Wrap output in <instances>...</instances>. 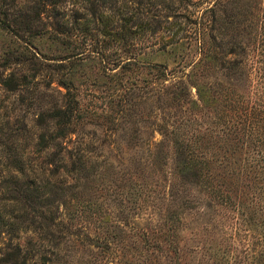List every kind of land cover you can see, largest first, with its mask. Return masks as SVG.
<instances>
[{
	"label": "trees",
	"instance_id": "1",
	"mask_svg": "<svg viewBox=\"0 0 264 264\" xmlns=\"http://www.w3.org/2000/svg\"><path fill=\"white\" fill-rule=\"evenodd\" d=\"M191 1L0 0V264H264V0Z\"/></svg>",
	"mask_w": 264,
	"mask_h": 264
},
{
	"label": "rangeland",
	"instance_id": "2",
	"mask_svg": "<svg viewBox=\"0 0 264 264\" xmlns=\"http://www.w3.org/2000/svg\"><path fill=\"white\" fill-rule=\"evenodd\" d=\"M206 5H207V1L206 0H192L191 2H189L188 4H186L185 6H181V11H180V13L178 12L179 13L178 14L179 20H182L183 23H185V21H186V19H185L186 18V15L192 18V15L193 14H197L200 11L202 12L203 8H205ZM188 25H190V24H186V27H184L183 29L181 27V29H179V35H185V33H188V30H189V28L187 27ZM175 30H176V28H174L172 31H170V33L173 32V31H175ZM1 52H2V50H1V46H0V54H1ZM89 63H90V65L93 64V62H91V61H89ZM98 66H99V64L94 65L92 67H89L90 70L87 69V71L89 73H91L93 71H98ZM1 69L2 68H0V72H2ZM48 69L50 70V68H47V69H45L43 71V75L46 73V71H49ZM7 72H8V70H6L4 73H7ZM101 73L99 71L98 83L100 81H107L108 80ZM95 74L96 73L93 72L92 75H95ZM48 80H50L49 75L48 76L46 75L45 77H42V78L37 77L34 81H48ZM96 86H98V85L93 86L90 82H86L85 84H83L81 86L82 87L81 88V91L83 92V94H82L83 97L85 95H87L89 92L99 93L100 90ZM100 87H103V85L100 86ZM13 96H14L13 94H6V93L5 94H2V93H0V99H1L0 101H4V102L8 103L9 101H11L13 99ZM0 110H1V108H0ZM16 113H18V110L16 112H13L12 111L11 112V115H15ZM97 133H98V131H97ZM142 136H143V140H147L148 139V142H149V145H150V147H149L150 148V151L151 150L153 151L159 144H163V143H160L161 140H162V136L159 133V131H157V130L153 131V133L150 136H148V132L144 133ZM163 149L168 152L167 165H166V167L169 168L170 166H172V164L174 162L173 154H172V151L169 149V146H167V147L166 146L165 147L163 146Z\"/></svg>",
	"mask_w": 264,
	"mask_h": 264
}]
</instances>
